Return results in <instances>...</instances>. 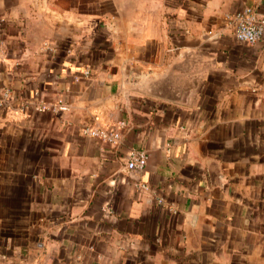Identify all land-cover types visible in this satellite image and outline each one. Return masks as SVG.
Wrapping results in <instances>:
<instances>
[{
  "label": "crops",
  "instance_id": "1",
  "mask_svg": "<svg viewBox=\"0 0 264 264\" xmlns=\"http://www.w3.org/2000/svg\"><path fill=\"white\" fill-rule=\"evenodd\" d=\"M243 7L264 18L0 0V264H264V40L234 39ZM118 122L113 145L80 130Z\"/></svg>",
  "mask_w": 264,
  "mask_h": 264
},
{
  "label": "built area",
  "instance_id": "2",
  "mask_svg": "<svg viewBox=\"0 0 264 264\" xmlns=\"http://www.w3.org/2000/svg\"><path fill=\"white\" fill-rule=\"evenodd\" d=\"M235 40L242 43L254 44L264 40V18L259 17L249 7H243L236 12L226 16ZM7 96V93L4 94ZM67 104L62 98H57L52 105H41V110L49 109L51 111H66ZM124 122H118L117 127L112 130L84 125L81 127V133L87 136H93L100 141L108 144H115L120 138L119 129L124 126ZM146 154L141 149H131L127 152L126 167L131 171H141L145 165ZM139 187L144 188L143 183Z\"/></svg>",
  "mask_w": 264,
  "mask_h": 264
}]
</instances>
